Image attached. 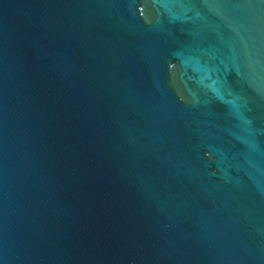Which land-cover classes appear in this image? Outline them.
I'll return each instance as SVG.
<instances>
[{
	"label": "water",
	"instance_id": "1",
	"mask_svg": "<svg viewBox=\"0 0 264 264\" xmlns=\"http://www.w3.org/2000/svg\"><path fill=\"white\" fill-rule=\"evenodd\" d=\"M0 264H264V0H0Z\"/></svg>",
	"mask_w": 264,
	"mask_h": 264
}]
</instances>
